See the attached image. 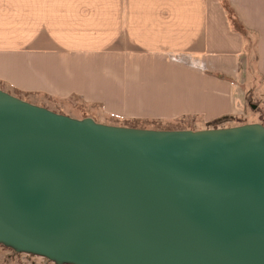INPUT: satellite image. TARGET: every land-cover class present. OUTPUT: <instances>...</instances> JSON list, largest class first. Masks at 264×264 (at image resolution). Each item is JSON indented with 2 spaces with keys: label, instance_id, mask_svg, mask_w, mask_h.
I'll return each mask as SVG.
<instances>
[{
  "label": "water",
  "instance_id": "1",
  "mask_svg": "<svg viewBox=\"0 0 264 264\" xmlns=\"http://www.w3.org/2000/svg\"><path fill=\"white\" fill-rule=\"evenodd\" d=\"M0 245L53 264H264V126L107 125L0 89Z\"/></svg>",
  "mask_w": 264,
  "mask_h": 264
},
{
  "label": "crops",
  "instance_id": "2",
  "mask_svg": "<svg viewBox=\"0 0 264 264\" xmlns=\"http://www.w3.org/2000/svg\"><path fill=\"white\" fill-rule=\"evenodd\" d=\"M226 1L246 37L219 0H0V89L107 125L262 124L264 0Z\"/></svg>",
  "mask_w": 264,
  "mask_h": 264
},
{
  "label": "rangeland",
  "instance_id": "3",
  "mask_svg": "<svg viewBox=\"0 0 264 264\" xmlns=\"http://www.w3.org/2000/svg\"><path fill=\"white\" fill-rule=\"evenodd\" d=\"M248 112L251 113V115L253 116V119H252L253 121H259L258 115H260L261 117L260 121L262 122V125L264 126V107L260 108L258 103L252 101L248 108ZM57 113H60V112H57ZM247 122H249L248 119L246 120L242 118L233 119V121H229L228 123L221 122L218 125V127L219 128L233 127V126L246 124ZM206 128L210 129L213 127L206 126ZM0 264H53V263L44 258L37 257V256H31V255H26V254H16L12 250L7 249L0 245Z\"/></svg>",
  "mask_w": 264,
  "mask_h": 264
},
{
  "label": "trees",
  "instance_id": "4",
  "mask_svg": "<svg viewBox=\"0 0 264 264\" xmlns=\"http://www.w3.org/2000/svg\"><path fill=\"white\" fill-rule=\"evenodd\" d=\"M226 15H227V19L229 22V25L231 27L232 30L240 33L242 36L246 37V31L244 29V27L242 26V24L239 22V20L237 19L233 9L231 8L230 4L226 1V0H219ZM221 119L214 121L212 123L209 124V126L213 127V128H217L218 125L221 123Z\"/></svg>",
  "mask_w": 264,
  "mask_h": 264
},
{
  "label": "built area",
  "instance_id": "5",
  "mask_svg": "<svg viewBox=\"0 0 264 264\" xmlns=\"http://www.w3.org/2000/svg\"><path fill=\"white\" fill-rule=\"evenodd\" d=\"M112 116V115H111ZM112 117H114V116H112Z\"/></svg>",
  "mask_w": 264,
  "mask_h": 264
}]
</instances>
